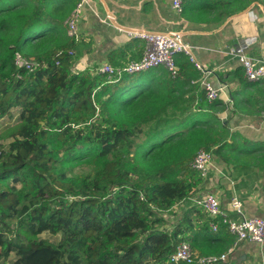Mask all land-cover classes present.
<instances>
[{"label": "trees", "instance_id": "trees-1", "mask_svg": "<svg viewBox=\"0 0 264 264\" xmlns=\"http://www.w3.org/2000/svg\"><path fill=\"white\" fill-rule=\"evenodd\" d=\"M57 1L58 21L42 25L43 5L53 0H0V119L18 108L15 123L0 131L10 139L0 143V258L14 252L19 264H169L189 238L186 216L170 228L165 214L190 195L189 175L197 172L174 167L191 160L201 133L152 123L140 100L148 91L133 96L128 74L111 80L75 72L64 21L79 0ZM236 1L245 8L256 0L226 4ZM7 25L26 28L23 39L18 33L5 41ZM17 52L40 67L19 68ZM124 82L130 87L122 89Z\"/></svg>", "mask_w": 264, "mask_h": 264}, {"label": "crops", "instance_id": "crops-1", "mask_svg": "<svg viewBox=\"0 0 264 264\" xmlns=\"http://www.w3.org/2000/svg\"><path fill=\"white\" fill-rule=\"evenodd\" d=\"M227 1L184 0L183 10L178 12L170 0H86L78 22L79 35L73 38V70H90L95 75L102 64L123 67L139 60L147 42L137 33H184L182 40L192 54L176 55V76L162 66L127 75L135 79L138 93L148 91L140 100L147 102L142 110L153 115L152 123L160 120L199 129L201 139L196 146L203 144L198 150L206 148L213 153L208 175L190 174L194 183L190 195L165 216L170 228L187 217L185 233L197 255L228 253L221 264H264V243L238 241L224 225L214 231L210 216L196 202L213 193L223 209L237 218L231 200L238 197L249 217H264V82L250 81L242 62L230 54L232 46L255 39L246 53L264 59V0H256L261 5L230 20L256 1L245 8L237 1L232 5ZM71 12L64 21L66 31ZM111 18L141 32L125 31ZM205 80L221 88L214 101L207 99Z\"/></svg>", "mask_w": 264, "mask_h": 264}, {"label": "built area", "instance_id": "built-area-1", "mask_svg": "<svg viewBox=\"0 0 264 264\" xmlns=\"http://www.w3.org/2000/svg\"><path fill=\"white\" fill-rule=\"evenodd\" d=\"M86 0H79L73 9L70 17L67 20L68 33L72 38H77L78 22L81 17L82 7ZM172 8L178 12L183 10L184 0H170ZM138 37L146 40V49L143 56L139 60H132L126 63L123 67H115L105 63L95 69V74L106 75L111 80H118L126 74H137L155 67L166 68L173 76L179 72V66L176 61L178 53L192 54L191 47L182 40V36L178 33L163 34V33H137ZM255 39H245L242 43L232 46L230 54L238 58L244 67L247 78L250 81L264 82V59L254 58L247 55L246 50L254 43ZM63 51L60 50L58 55ZM69 54L73 55L74 51L69 50ZM197 66L201 68L195 58H192ZM15 64L19 68H26L34 71L40 67V64L35 59H29L22 53L17 52L15 56ZM206 96L208 101H214L220 96L221 88L215 87L210 80L204 81ZM213 153L209 149L202 148L197 151L191 163L201 177H205L209 173L210 163ZM196 202L204 208L210 216V226L214 231L220 229L221 225L227 227L229 232L240 240L256 241L264 243V217H249L245 211L243 202L238 197H233L231 207L237 215L232 217L226 212L220 199L213 193L203 195ZM228 257V253L197 255L192 245L188 241H180L173 253L170 254L169 264H221Z\"/></svg>", "mask_w": 264, "mask_h": 264}, {"label": "rangeland", "instance_id": "rangeland-1", "mask_svg": "<svg viewBox=\"0 0 264 264\" xmlns=\"http://www.w3.org/2000/svg\"><path fill=\"white\" fill-rule=\"evenodd\" d=\"M57 9H58L57 8V2H55V1L49 2V3H45V5H43V12L46 15H45V21L42 23V25L43 24H48V23H53L54 24L55 22L58 21L54 17V12ZM33 23H34V21H33ZM40 27H41V25H40ZM25 30H26V28H24V30H23V29L17 28L15 25H12V26L7 25L5 27V29L2 31L1 35H6L7 36V39L5 41H11L15 37H17L18 33L20 34V37L23 39L22 32H25ZM33 42L37 43L38 42V38H36V40H34ZM126 86L130 87V84L124 82V83H121V85H120V87L122 89L125 88ZM137 86H138V84H134V87L132 89V93H135L136 91L137 92L139 91V86H138V88H137ZM135 89H136V91H135ZM112 109H113L112 107H107V110H109V111H111ZM17 112H18V108H14L13 112H12V114H13L12 116H5L2 119H0V131H1V129H6V128L11 127L15 123V117L17 116ZM5 133H8V131H5ZM145 139H147L145 134H142V136L139 139V141L142 142ZM9 141H10V139L7 138V137L0 138V143H2L3 145H7L9 143ZM202 144H203V141L197 145L196 151L193 153L191 160L186 165L175 166L174 167L178 171V173L181 172V169L182 170H186V171L187 170L191 171V168H190L191 167V161H192L195 153L197 152V150L199 148H201L200 146ZM136 160H137V153H136V156H135V161ZM80 169L88 170L89 167L87 165L78 164L77 170H80ZM172 214L175 215V213H172ZM42 236L45 237V238H49L52 241H57L59 239V236H53V235H51L49 233H44ZM0 251H1V248H0ZM0 264H19V257L17 256L16 253L13 252L8 257H1L0 258Z\"/></svg>", "mask_w": 264, "mask_h": 264}, {"label": "water", "instance_id": "water-1", "mask_svg": "<svg viewBox=\"0 0 264 264\" xmlns=\"http://www.w3.org/2000/svg\"><path fill=\"white\" fill-rule=\"evenodd\" d=\"M105 5H106V4H105ZM254 5H261V3L258 2V1L252 3L249 7L245 8L244 10L240 11L239 13H235V14L231 15V16L228 18V20H230L231 18L237 16L238 14H241V13H244V12L249 11ZM106 9H107L108 13L111 15V17H113V15L110 13V11H109L107 5H106ZM111 21H112L115 25L121 27V28H122L123 30H125V31H129V32H141L140 29H131V28H128V27H124V26H122V25H119V24L115 21V19H113V18H111ZM146 33H147V34H153L152 32H147V31H146ZM179 33H180V32H179ZM180 34L183 35L184 33L181 32Z\"/></svg>", "mask_w": 264, "mask_h": 264}]
</instances>
